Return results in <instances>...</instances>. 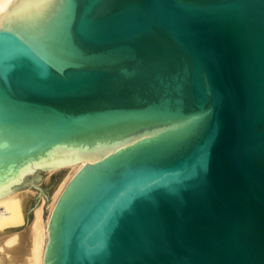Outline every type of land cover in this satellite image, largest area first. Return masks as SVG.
<instances>
[{
    "label": "water",
    "instance_id": "water-1",
    "mask_svg": "<svg viewBox=\"0 0 264 264\" xmlns=\"http://www.w3.org/2000/svg\"><path fill=\"white\" fill-rule=\"evenodd\" d=\"M122 144L66 184L43 264H264V0H31L0 26V195Z\"/></svg>",
    "mask_w": 264,
    "mask_h": 264
},
{
    "label": "bare ground",
    "instance_id": "bare-ground-1",
    "mask_svg": "<svg viewBox=\"0 0 264 264\" xmlns=\"http://www.w3.org/2000/svg\"><path fill=\"white\" fill-rule=\"evenodd\" d=\"M30 2L31 0H0V26L3 23L15 18ZM127 144L94 150L65 167L68 172L60 179L52 191L46 204L47 215L45 218H43V208L45 203L41 193H39L38 198H40V200L35 206H33L32 219L31 222L29 221L30 224L28 225V230H26L28 231L26 232L28 235L26 237L27 242L25 241L27 244H25L26 247H28V251L25 253V264H43L44 249L48 238L47 223L49 216L58 197L61 195L72 176L83 166L96 162L108 154L126 146ZM39 177L8 187L0 195V231L4 232V230H12L13 228H17L23 224L24 215L22 210V198L30 186H33L32 188H35L36 190L38 189V191L40 190L36 186V182ZM24 188H27V190L25 189V191H22ZM15 233L16 232L10 235L6 234L7 237L4 239V242H0V264H6V259L3 258L1 252L7 250L8 246L15 243L17 236ZM21 244V242L20 244L18 243V245L16 244L13 251H17Z\"/></svg>",
    "mask_w": 264,
    "mask_h": 264
},
{
    "label": "rangeland",
    "instance_id": "rangeland-1",
    "mask_svg": "<svg viewBox=\"0 0 264 264\" xmlns=\"http://www.w3.org/2000/svg\"><path fill=\"white\" fill-rule=\"evenodd\" d=\"M67 172H68V170H66L64 168V169H60V170H57V171H54V172L40 176L38 181L36 182V186L40 189L39 191H38V189L36 190L35 188H32L33 186H30V188H28V190H27V188L22 189V191H25V189L27 190L26 194L22 198V210H23V215H24L23 216L24 217L23 224L17 228H13L12 230L11 229L4 230V232L0 231V235H1L0 238L2 239V241L0 239L1 243H3L4 239L7 237L6 234L10 235V234L16 232L15 234L17 235L15 243L8 246L7 250H4L1 252L3 258L6 259V264H25V261H24V259L26 257L25 253H27V251H28L27 250L28 247H26V244H27L26 243L27 242L26 237L28 235L26 232H28V231H26V230H28V225L30 224L31 219H32V213H33L32 210L34 208L33 206H35L38 203V201L40 200V198H38V195H39V193H41V196L44 199L45 205L43 208V218H45L47 215V208H46L47 201H48L52 191L54 190L55 186L57 185V183L60 181V179L63 176H65V174ZM5 232H7V233H5ZM20 242L22 243L20 246L21 250L19 248V249H17V251H15L16 252L15 253L13 251V248H14V246H16V244L17 245H18V243L20 244Z\"/></svg>",
    "mask_w": 264,
    "mask_h": 264
}]
</instances>
